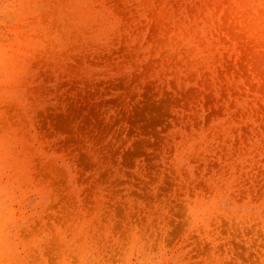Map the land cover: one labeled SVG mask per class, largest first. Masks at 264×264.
<instances>
[{
	"label": "rangeland",
	"instance_id": "374dc122",
	"mask_svg": "<svg viewBox=\"0 0 264 264\" xmlns=\"http://www.w3.org/2000/svg\"><path fill=\"white\" fill-rule=\"evenodd\" d=\"M0 264H264V0H0Z\"/></svg>",
	"mask_w": 264,
	"mask_h": 264
}]
</instances>
